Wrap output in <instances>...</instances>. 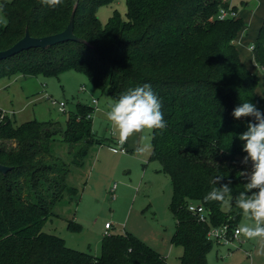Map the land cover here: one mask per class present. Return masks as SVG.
I'll return each mask as SVG.
<instances>
[{
    "label": "trees",
    "instance_id": "1",
    "mask_svg": "<svg viewBox=\"0 0 264 264\" xmlns=\"http://www.w3.org/2000/svg\"><path fill=\"white\" fill-rule=\"evenodd\" d=\"M111 2L2 1L0 50L26 30L33 37L62 31L75 4L73 32L84 41L22 50L0 60V76L19 72L57 77L75 70L112 100L149 83L162 100L167 121L166 128L151 130V158L171 180L168 207L176 224L170 241L182 248L173 264H207L213 244L207 237L209 227L226 223L234 228L242 217L236 200L245 179L243 166L234 161L244 153L233 133L244 131L245 124L234 120L232 109L245 100L264 108L259 78L241 60L235 44L243 21L216 18L220 7L230 5L228 0H125L126 17L114 11L102 24L96 11ZM251 52L264 73V22ZM94 108L77 102L63 129L35 119L16 124L0 114V163L10 167L0 171V264H169L128 232L103 235L100 255L94 256L67 247L63 238L43 230L61 199H74L78 193L77 185L68 181L72 168L53 154L55 136L61 134L75 147L70 161L81 177L90 146L107 140L94 137ZM217 175L227 177L223 183L231 179V196L206 200L218 187L212 183ZM190 202L205 208L206 221L188 210Z\"/></svg>",
    "mask_w": 264,
    "mask_h": 264
},
{
    "label": "rangeland",
    "instance_id": "2",
    "mask_svg": "<svg viewBox=\"0 0 264 264\" xmlns=\"http://www.w3.org/2000/svg\"><path fill=\"white\" fill-rule=\"evenodd\" d=\"M2 1L10 0H0V3ZM228 2L235 8L236 17L243 21L235 38L240 58L258 76L257 91L264 94V73L253 62L248 48L253 45L264 22V0ZM114 11L125 18V0H112L99 6L96 14L104 24ZM0 21L5 22L1 9ZM46 95L64 100L65 111H59ZM92 98L97 100L90 113L92 132L95 138H107L108 141L101 145L94 142L90 146L80 177L79 168L70 161L75 147L64 142L61 134L55 136L53 154L72 168L68 181L77 185L78 193L74 199L69 195L61 199L44 222L43 230L63 238L67 247L98 256L104 223L108 222L111 224L109 234L131 233L157 250L169 264L176 263L182 248L170 241L176 224L168 207L171 180L161 170L160 162L151 158L152 129L133 133L122 141L118 127L107 115L114 100L81 72L66 70L57 77L19 72L0 76V114L10 116L16 124L35 119L55 122L63 129L68 113L75 112L76 103L91 104ZM116 139L122 141L126 151L119 150ZM9 143L14 145L13 141ZM114 184L115 188L111 190ZM244 223L254 221L242 214L238 227ZM206 260L207 264H264V236L248 238L240 233L230 243H213Z\"/></svg>",
    "mask_w": 264,
    "mask_h": 264
},
{
    "label": "clouds",
    "instance_id": "3",
    "mask_svg": "<svg viewBox=\"0 0 264 264\" xmlns=\"http://www.w3.org/2000/svg\"><path fill=\"white\" fill-rule=\"evenodd\" d=\"M162 107L158 93L149 83H144L122 93L109 105L107 115L118 127L123 141L145 129L166 128ZM231 115L234 120L245 124L244 131L233 133L242 142L241 151L244 153L238 161H234L243 166L240 172L245 179L244 190L239 192L236 204L245 217L254 221L241 224L237 231L248 238L264 236V108L245 100L235 105ZM226 178L222 175L212 177V183L218 187L212 188L206 200L224 201L231 196L232 181L228 178L227 183H223Z\"/></svg>",
    "mask_w": 264,
    "mask_h": 264
},
{
    "label": "built area",
    "instance_id": "4",
    "mask_svg": "<svg viewBox=\"0 0 264 264\" xmlns=\"http://www.w3.org/2000/svg\"><path fill=\"white\" fill-rule=\"evenodd\" d=\"M236 17V11L232 9L231 5H228L227 7H220L216 18L217 19H227V18H234ZM248 48L252 51L253 45H249ZM47 98L50 99V103L53 105H56L57 109L59 111L64 112L65 111V101L64 100H57L55 98H51V96L46 95ZM97 103L96 98L91 99V104L94 106V104ZM116 144L119 147V150L122 152L126 151L124 144L120 139H116ZM111 149H115L114 147H111ZM115 184L112 185L111 190H114ZM187 208L190 212L195 214L200 221H206L207 216L205 213V208L201 204H197L194 202H190L187 205ZM111 228V224L108 222L104 223V232L103 235H107L108 230ZM238 226H235L234 228H229L228 224L224 223L218 226H210L207 231V237L210 238L213 243L217 244H227L232 242L233 240L237 239L240 235V232L237 231Z\"/></svg>",
    "mask_w": 264,
    "mask_h": 264
},
{
    "label": "water",
    "instance_id": "5",
    "mask_svg": "<svg viewBox=\"0 0 264 264\" xmlns=\"http://www.w3.org/2000/svg\"><path fill=\"white\" fill-rule=\"evenodd\" d=\"M75 5L73 6V9L71 11L68 23L62 31L41 37H33L26 30L24 35L20 39H18L14 44H12L6 49L0 50V60L31 47L46 48L67 40L84 41L82 38L77 37L73 32ZM9 169V166L0 163V171L2 173L7 172Z\"/></svg>",
    "mask_w": 264,
    "mask_h": 264
},
{
    "label": "crops",
    "instance_id": "6",
    "mask_svg": "<svg viewBox=\"0 0 264 264\" xmlns=\"http://www.w3.org/2000/svg\"><path fill=\"white\" fill-rule=\"evenodd\" d=\"M230 5H231V3H230ZM243 31H244V30L241 31V34H242ZM113 140H114V139H112V142H114Z\"/></svg>",
    "mask_w": 264,
    "mask_h": 264
}]
</instances>
